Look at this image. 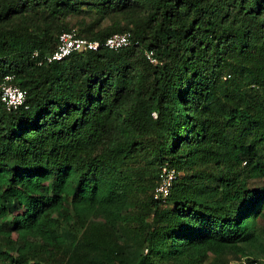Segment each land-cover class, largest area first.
I'll return each mask as SVG.
<instances>
[{"label":"trees","instance_id":"1","mask_svg":"<svg viewBox=\"0 0 264 264\" xmlns=\"http://www.w3.org/2000/svg\"><path fill=\"white\" fill-rule=\"evenodd\" d=\"M35 3L98 8L93 27L116 7L132 28L77 34L137 44L38 64L74 28L3 22ZM8 73L26 99L0 101V264H264V0H0Z\"/></svg>","mask_w":264,"mask_h":264},{"label":"built area","instance_id":"2","mask_svg":"<svg viewBox=\"0 0 264 264\" xmlns=\"http://www.w3.org/2000/svg\"><path fill=\"white\" fill-rule=\"evenodd\" d=\"M132 44H137V41L132 40L129 32H115L107 36L103 41H99L81 37L75 29H70L59 34L55 49L51 53L44 55L38 61V64H42L44 61L47 63L60 61L72 52L97 50L100 47L119 51ZM32 56L37 57L38 53L35 51ZM144 56L151 64L159 62L151 49H145ZM13 79L14 75L8 73L4 74L0 80V101L7 110H16L23 106L26 99V90L15 84ZM159 177V182L155 188V196L164 199L168 194L172 180L175 178V171L173 168L162 165ZM36 264L44 263L38 262ZM229 264H260V259L251 256H240L238 259L230 261Z\"/></svg>","mask_w":264,"mask_h":264},{"label":"rangeland","instance_id":"3","mask_svg":"<svg viewBox=\"0 0 264 264\" xmlns=\"http://www.w3.org/2000/svg\"><path fill=\"white\" fill-rule=\"evenodd\" d=\"M61 13L62 14L57 15L56 20L46 19V9L43 8V5L35 3L17 9L15 13H12L9 20H2L5 24H8L10 21L12 23H17L19 21L26 20L29 24L38 27V29L47 28L52 32L53 35H56L58 30L63 27L64 29L74 28L82 35L89 36L98 29L108 27L114 21H119L118 28H132V24H127L125 20H120L122 18V13L118 11V8L116 7L110 8L101 23L96 27H93V22L99 16L98 8L74 4L69 8H65V10ZM141 194L136 193L134 195L135 197H129V201L132 202L133 199L140 198ZM93 221L94 220L91 218L83 221L77 216H72L71 219V222L76 224V226L80 229H83L86 225H88V222ZM94 222H96V220ZM249 250H251V254H259L257 256L264 258V250L256 248H249Z\"/></svg>","mask_w":264,"mask_h":264},{"label":"clouds","instance_id":"4","mask_svg":"<svg viewBox=\"0 0 264 264\" xmlns=\"http://www.w3.org/2000/svg\"><path fill=\"white\" fill-rule=\"evenodd\" d=\"M258 259H260V260H261V258H258Z\"/></svg>","mask_w":264,"mask_h":264}]
</instances>
